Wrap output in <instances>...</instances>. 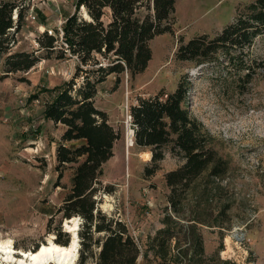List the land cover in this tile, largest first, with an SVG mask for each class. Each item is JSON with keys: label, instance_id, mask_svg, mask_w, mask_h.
Here are the masks:
<instances>
[{"label": "rangeland", "instance_id": "obj_1", "mask_svg": "<svg viewBox=\"0 0 264 264\" xmlns=\"http://www.w3.org/2000/svg\"><path fill=\"white\" fill-rule=\"evenodd\" d=\"M0 1H13L26 8L16 36V48L24 50L37 48V38L44 30L59 31L64 18L74 11L75 2ZM250 1L177 0L172 31L150 41L152 57L146 69L133 80L124 73L118 83L114 75H109L94 98L95 105L108 114L109 122L121 130L100 177L102 185L110 184L112 190L101 193L98 207L124 221L133 237L145 245L164 227V215L174 216L168 207L170 190L164 174L182 161L167 152L158 170L144 176L151 152L127 143L131 129L128 105L136 95L171 91L182 75L189 76V111L209 133L217 156L226 161V169L215 184L222 187L221 202H233L227 216L220 219L222 223L213 217L219 204L208 206L201 214L203 222L196 224L191 206L181 210L178 219L185 226L195 225L191 236L200 237L203 254L196 251L194 242L189 245L181 241V249H188V254L176 264H264V35L241 50L233 49L229 60L218 53L217 62L198 65L174 56L180 37L186 40L195 34L218 33ZM74 67V58H50L26 72L0 79V243L8 244L18 258L17 252H32L54 242L52 229L57 216L49 221L68 192L73 168H63L60 181L65 187H55L56 146L63 126L44 117L43 103L52 97L53 87L71 77ZM36 94L38 98L33 99ZM80 222L76 216L74 222L63 219L61 226L68 231L65 224H76L78 231ZM174 242L171 240L175 254ZM79 247L77 236V252L71 264L78 262ZM149 258L153 259L152 250ZM11 262L15 261L2 260L0 253V264ZM140 264H145L142 259Z\"/></svg>", "mask_w": 264, "mask_h": 264}, {"label": "trees", "instance_id": "obj_2", "mask_svg": "<svg viewBox=\"0 0 264 264\" xmlns=\"http://www.w3.org/2000/svg\"><path fill=\"white\" fill-rule=\"evenodd\" d=\"M176 1L75 0L74 11L64 18L60 30H44L32 50L16 48L26 8L13 1H0V79L26 72L44 59L70 57L75 61L71 77L51 89L53 95L44 101L43 115L63 126L56 146L55 187H65L60 181L63 168H73L68 192L49 223L57 216L53 240L66 246L70 234L61 226L63 219L81 218L76 231L80 243L77 264L90 260L91 264H140V258L145 264H176L188 254V249H181V241L189 245L194 242L196 251L203 254L200 237L191 236L194 224L202 223L201 214L214 204H219L214 221L222 223L220 219L227 216L233 202H221L222 187L216 186L215 180L224 173L226 161L217 156L209 133L189 111L191 83L184 74L173 90L136 95L128 105L133 146L151 152L144 176L158 170L167 152L182 161L164 174L170 190L168 207L174 216L166 213L164 227L143 245L124 221L98 207L101 193L112 190V185H102V165L121 138V130L115 129L106 111L95 105L98 86L109 75L118 83L124 73L133 80L146 69L152 57L150 41L172 31ZM259 35H264V0H251L218 33L195 34L186 40L180 37L174 56L198 65L217 62L218 53L229 60L233 49L241 50ZM32 98L37 99L38 94ZM188 206L192 207L194 224L185 226L178 218ZM171 240L175 241V254ZM150 250L154 260L149 258Z\"/></svg>", "mask_w": 264, "mask_h": 264}, {"label": "bare ground", "instance_id": "obj_3", "mask_svg": "<svg viewBox=\"0 0 264 264\" xmlns=\"http://www.w3.org/2000/svg\"><path fill=\"white\" fill-rule=\"evenodd\" d=\"M126 137L127 143L130 146L132 140L131 129L128 130ZM71 219L73 222L76 221V217ZM65 225L69 228L68 231L72 234V239L68 246H61L50 242L46 245L42 244L37 250L32 252H21V255L17 252V254L20 256L18 258L15 256V251L11 249L8 244L0 243V253L2 259L7 261H15L18 264H46L50 259L57 260L60 264H71L77 252V236L75 231L76 224L73 226H69L67 224Z\"/></svg>", "mask_w": 264, "mask_h": 264}, {"label": "water", "instance_id": "obj_4", "mask_svg": "<svg viewBox=\"0 0 264 264\" xmlns=\"http://www.w3.org/2000/svg\"><path fill=\"white\" fill-rule=\"evenodd\" d=\"M129 116V115H128ZM130 117V116H129ZM132 134H133V132H132ZM133 145V139L131 140V145L130 146H132ZM76 235H77V232H76ZM70 241H71V238H70V240H69V243H70ZM54 243V242H53ZM18 254H20L21 255V253L19 252ZM2 260H4V259H2ZM50 262H53L54 264H60L57 260H49L46 264H48V263H50ZM11 263H13V262H11ZM13 264H18L17 262L16 263H13ZM26 264H28V263H26Z\"/></svg>", "mask_w": 264, "mask_h": 264}, {"label": "built area", "instance_id": "obj_5", "mask_svg": "<svg viewBox=\"0 0 264 264\" xmlns=\"http://www.w3.org/2000/svg\"><path fill=\"white\" fill-rule=\"evenodd\" d=\"M13 16H14V17L16 16V15H15V11H14V15H13ZM47 32H48V33H52L51 30H47ZM128 120H129V122H130V117H129V116H128ZM129 126L131 127V131L133 132L131 122L129 123ZM132 135H133V134H132Z\"/></svg>", "mask_w": 264, "mask_h": 264}, {"label": "crops", "instance_id": "obj_6", "mask_svg": "<svg viewBox=\"0 0 264 264\" xmlns=\"http://www.w3.org/2000/svg\"><path fill=\"white\" fill-rule=\"evenodd\" d=\"M205 256H206V255H205V253H204V258H205ZM208 257H210V256H208ZM140 259H141V258H140ZM140 259H139V261H140Z\"/></svg>", "mask_w": 264, "mask_h": 264}]
</instances>
